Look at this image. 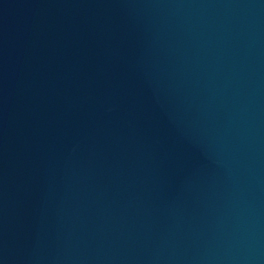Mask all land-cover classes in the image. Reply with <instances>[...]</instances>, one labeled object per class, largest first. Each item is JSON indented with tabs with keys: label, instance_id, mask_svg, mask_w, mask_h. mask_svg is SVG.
I'll use <instances>...</instances> for the list:
<instances>
[{
	"label": "water",
	"instance_id": "obj_1",
	"mask_svg": "<svg viewBox=\"0 0 264 264\" xmlns=\"http://www.w3.org/2000/svg\"><path fill=\"white\" fill-rule=\"evenodd\" d=\"M0 264H264V0H0Z\"/></svg>",
	"mask_w": 264,
	"mask_h": 264
}]
</instances>
